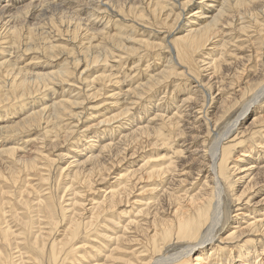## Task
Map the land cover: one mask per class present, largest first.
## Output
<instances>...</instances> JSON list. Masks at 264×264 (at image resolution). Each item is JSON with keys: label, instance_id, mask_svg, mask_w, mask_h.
<instances>
[{"label": "bare ground", "instance_id": "bare-ground-1", "mask_svg": "<svg viewBox=\"0 0 264 264\" xmlns=\"http://www.w3.org/2000/svg\"><path fill=\"white\" fill-rule=\"evenodd\" d=\"M7 1L0 0V117H10L0 121V264H264V0H179L194 8L175 35L177 4L166 0L146 7L138 0ZM112 10L152 15L168 36L154 43L135 35L128 47L122 23L107 31L83 23L82 14ZM241 14L248 20L232 24ZM227 24L245 34L234 51ZM143 46L170 57L144 83L121 90L106 72L87 74L113 52L133 55ZM12 49L40 52L45 64L21 65ZM222 50L234 58L231 68H222ZM58 57L55 70L45 67ZM176 65L200 81L211 71L204 95L184 98L181 114L134 122L127 101L183 74ZM75 75L86 82L84 98L52 97L50 86ZM94 81L106 87L95 89ZM212 89L213 130L227 120L213 135L205 108ZM29 99L37 103L27 105ZM78 134L88 141L63 145ZM255 134L257 153L244 147ZM225 188L240 206L232 216ZM228 218L231 225L218 233Z\"/></svg>", "mask_w": 264, "mask_h": 264}, {"label": "rangeland", "instance_id": "rangeland-1", "mask_svg": "<svg viewBox=\"0 0 264 264\" xmlns=\"http://www.w3.org/2000/svg\"><path fill=\"white\" fill-rule=\"evenodd\" d=\"M166 1L169 3L170 6H173L174 3L177 4L176 6L174 5V7H175V9H178L177 10V12L179 13L178 21L176 22L177 24L175 25V30H173V32L170 33V35H172V34L175 35L181 29L180 25L184 22V20H186L188 18L189 14H191V10L194 8V6H186V7L182 8V7H180V5H178V4H180V1L179 0H166ZM197 1L200 2V0H192V4L193 3H197ZM14 2H16V0H8L7 1L8 4H11L13 6H16L17 4L15 5ZM147 2L149 3V0H147V1L146 0H138V5L143 6V7H146L147 4H148ZM257 8H258V10H260L262 8V5L261 6L259 5ZM48 10L49 9H47V11ZM50 11L51 10H49L48 13ZM83 15H85L86 17H84ZM81 16H83L82 17L83 18V23L84 22H85V24L86 23L87 24L89 23L90 26L94 25V27L97 29V31H101V30L103 31V29L104 30L106 29L105 31H107L108 29L109 30L110 29L112 30L113 28L119 26V24L122 23L121 25L124 26V29L122 31H125V30L127 31V33L125 31V33L123 34L125 36L122 35V37H124V41H125L124 44H125V46H128V47L132 46V42H133L132 40H133V38L135 39V35L137 37L136 39L147 40L149 42H154L156 40L158 41V42H154V43H159V42L162 41V39H163L164 36H166V35L168 36L167 29L164 28L162 26V24H160V21L158 20V18H155V17H153L152 15H149V14H145L144 18H139L136 15L134 16V14L119 15L117 12H115V11L112 10L111 12H107V13L106 12H102V11H97V13H94V15H91L90 13H86V14H82ZM248 18H249V15L247 16L246 14H241V15L235 16V17L232 18V20H233L232 24H237L238 25V24H240V22H243V21L248 20ZM84 19H87V20L84 21ZM153 20H154V22H153ZM42 21L44 22L45 20H42ZM138 21H140V22H138ZM117 22H119V23L117 24ZM107 23H109L108 24L109 26H107ZM225 26H226V29H227V31H226L227 32V36H226V38H227V40H226L227 41V43H226L227 44V47H228L229 50L234 51V49L236 48L237 42L244 41L243 39L245 37L243 35H245V34L240 35L237 32L231 31L229 28H231V26H233V25L230 26V25L227 24ZM102 27H104V28H102ZM44 31H46V30L44 29ZM44 31H40V33L41 32H44ZM109 32H111V31H109ZM130 32H132V33L135 32V34H132L131 35V37L134 35L132 38L130 37V34H131ZM45 33H47V31ZM140 37H142V38H140ZM48 38L49 39H52V36H50ZM130 38H131V40H130ZM97 40H100V37H97ZM244 45H246V44L244 43ZM140 48L141 47H138L137 48V51L135 52V54L133 53V55H132V53H131V55L129 53L128 54H126V53H118L117 54L116 52H118V51H115L111 55L108 56V58L106 59V61L100 62L97 65H95L93 68H91L89 70V72H87V74H91L92 73V76H95V75H97V73L98 74H101V73L106 74L107 73V74L110 75V77H112V81L113 82L115 81L116 78H118V79H116V81L118 80V86L115 85V84H113V87H115L116 89L117 88H120V89L122 88L121 90H126V89L128 90V89H131L132 87L134 88V87H136V86L144 83L146 81V79H148L153 74H156L159 71L158 69H160L163 66V63L169 57V53L166 52L163 49L161 50L160 48L155 49L154 51L151 50V49H148L147 47H144V46L141 49ZM18 51L12 49V52H11L10 56L12 58H14V60H19L18 62L21 65H23V64L25 65V63L28 64V65H31V66H35L36 65L35 66L36 68H42L44 66L45 63H43V62L45 61V58H43L42 54L40 55V52H36V51L35 52H33V51H30V52H22L21 50H18ZM222 51L223 52H219V54H218V59H219V57H220V59H221V57H223V59H224V61L222 62V66H223L222 68H226V69H227V67L228 68L229 67L231 68V66L234 65V63H233L234 62V58L232 56H230L228 52H225L224 50H222ZM0 52H1V49H0ZM164 52H165V54H164ZM262 52L264 53V48H263ZM15 53H17V54H15ZM139 54H141V55L138 56ZM157 54H159V56ZM154 55H155V57H154ZM31 56H33V58ZM36 56L39 57L37 60H35L36 58H34ZM75 56H79V55L75 54ZM19 57H20V59H19ZM59 57L55 61H46L45 67H50L52 70H55V68L57 67V61L60 59ZM169 58H168V60H169ZM174 59H175V57H174ZM206 60H208V58ZM40 61L41 62L43 61V62L41 63ZM131 61H133V62H131ZM228 61H229V63H228ZM53 62H55V63H53ZM175 62H177V61H175ZM35 63H37V64L40 63L39 64L40 66L37 65V64H35ZM50 63H53V64H50ZM227 63H228V65H227ZM229 64H231V65H229ZM158 65H160V66L158 67ZM176 68H177V72L180 71V72H183V74L178 75V76H172L170 79L166 80L165 83H162L160 85H157L156 86V89L154 88L152 91H148L147 93L141 95L142 99H144V100H142L141 98H138L140 96H135V97L132 98L133 100L131 99V100L127 101L126 107H128L127 109L129 110L127 113L129 115H132V116L135 117L134 118V122L150 121V119L153 118L154 114H156L157 112H160V113H163V114H172V113L179 112L181 114V113L184 112L183 111L184 108L182 106H180L179 104H181V102H182V100L184 98H186L188 95L189 96L191 95L192 97L193 96L194 97H198V96L204 95V90H206V86H207L206 83L209 81L208 80L210 78L209 76H212L210 70L204 71V72H202L203 74L201 73V75H199L200 76L199 78H201V77H202V79L205 78L203 81H200V80L196 79L195 76L193 78V75L185 67H182L181 65H176ZM226 69L222 73H223L224 76H228L229 77V74H226V73H228V71H226ZM76 77H77V79H76ZM79 79L80 78H78V76L75 75V78L71 77L69 79L71 81H69V82H63V83L55 82V84L52 87L50 86V88H49V89H52V97L53 96L54 97H59L63 93V94H67V95H69L71 97H73V96L78 97L79 96L80 99L82 97L84 98L86 96V91L85 90H88V88H86V82L83 81L84 79L83 80L82 79L79 80ZM141 81H142V83H141ZM204 81H206V82H204ZM73 82L76 83V84H74ZM120 82H121V85H120ZM102 85L105 86L102 82H97V81L92 82V86L95 89L102 88ZM124 85H125V88H124ZM169 87H171V88H169ZM107 88H108L107 90H110L112 87H107ZM194 90H196V91H194ZM198 91L200 93H197ZM217 93H218L217 91H215L214 89H212V96H211L212 100H211V102H210V99L211 98H210L209 95L207 96L208 99L206 98L205 108L207 109V119L208 118L213 119V117H215V114H214L215 113V111H214L215 108L214 107H216V105H214V102H215L214 100L218 97V94ZM42 100L44 101V99H42ZM42 100L39 101V102L43 103ZM26 103H27V105H32L33 103H37V102L36 101L33 102L31 99H29L28 101H26ZM148 104H149V106H148ZM176 104H178V105H176ZM262 104L264 105V102ZM150 106H151V108H150ZM142 107H144L145 110ZM175 108H176L177 111H175ZM170 109H171L172 112L170 111ZM149 110H150V112H149ZM166 110H167V112H166ZM106 111H107L106 109H103L102 110V112H104V113ZM137 111H138V113H137ZM209 111H211L212 114H210L211 112H209ZM135 112L137 114H135ZM0 113H2V115H3L4 112L3 111H0ZM94 114H96V116L98 117L100 115V112H96ZM129 115L126 114L125 115V118L123 116L121 119L126 120L128 118L127 116H129ZM142 115H143V117H142ZM199 116L200 115L197 116L198 119H200ZM7 117L8 116H6V117H3V116L0 117V121H2V120L7 121L8 118H10V117H8V118ZM140 119H142V120L140 121ZM202 120H204V117H202ZM212 121L213 120H209L208 121V122H210V126L212 124L211 123ZM153 122H155V121H152L151 123H153ZM226 123H227V120L224 121V122H222V123H220L214 130H213L212 126H211V130L213 131V132L211 131L212 132V135L215 132H218L219 133L220 131L224 130V128L226 127ZM63 124H65V125H72L71 119L69 117H64L63 118ZM247 124H248V122H247ZM126 125L127 124H125V126ZM106 132H109V131L106 130ZM77 133H79V132H77ZM231 134L236 135V133H231ZM115 136L116 135L112 133V135L110 137L113 138ZM255 136L258 138V140L257 141H254L253 139H250V141L248 142L249 145L248 144L247 145H244V147H246V150H249L251 148V149H253V151H255V153H257V149L259 150V148H260V146L258 144L261 141V136L259 134L258 135L255 134ZM23 137H25V136H23ZM23 137H22V139H20V143L23 142V139H24ZM105 137H108V136L105 135ZM85 139L86 138H83V136H80L78 134L75 137H73V139H71L69 143H65L63 145H65V146H68V144L69 145L70 144L71 145H75L76 143L82 144L83 142L88 141L87 139L86 140ZM115 139H117V137ZM115 139L113 140V142L115 141ZM165 151L167 152V150H165ZM153 153L156 154V152H153ZM59 163H60V165H62V164L65 165L66 162L59 160L58 161V164ZM262 185H264V184H261L260 185V188H262ZM225 190H226L225 192H226V199H227L226 203L228 205V209H230L229 216L230 215L232 216L234 214V211H235L233 209L240 208V206H235L236 202L230 196V192H228L226 188H225ZM263 193H264V189L263 190H260V192H258V195H262ZM242 209H244V206L242 207ZM231 221H232L231 218H228L227 221L224 220L223 221V225L218 230V233L222 234L225 231L226 227L231 225L230 224ZM217 242H220V241H217ZM225 243H220V246H223L222 248L224 249V251H226V252L228 251L229 252L228 248H229V246H230L231 243H228V242H225ZM213 244L215 245L217 243L216 242L215 243L213 242ZM227 244H229V245H227ZM254 246H255V244H254ZM207 247L209 248L210 245H208ZM255 247H257V244H256ZM261 256L260 257H257L258 259L257 258L256 259L254 258V260L256 262H258V263L261 262V260L263 258ZM234 260H237V259H234Z\"/></svg>", "mask_w": 264, "mask_h": 264}]
</instances>
